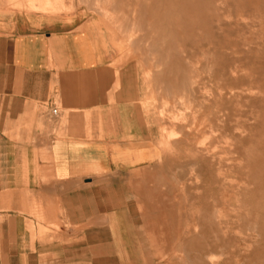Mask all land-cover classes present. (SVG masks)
Here are the masks:
<instances>
[{
    "label": "crops",
    "instance_id": "1",
    "mask_svg": "<svg viewBox=\"0 0 264 264\" xmlns=\"http://www.w3.org/2000/svg\"><path fill=\"white\" fill-rule=\"evenodd\" d=\"M34 6L0 0V264H151L143 65L90 5Z\"/></svg>",
    "mask_w": 264,
    "mask_h": 264
},
{
    "label": "rangeland",
    "instance_id": "2",
    "mask_svg": "<svg viewBox=\"0 0 264 264\" xmlns=\"http://www.w3.org/2000/svg\"><path fill=\"white\" fill-rule=\"evenodd\" d=\"M81 3L143 65L160 149L143 220L168 244L151 264H264V0Z\"/></svg>",
    "mask_w": 264,
    "mask_h": 264
},
{
    "label": "built area",
    "instance_id": "3",
    "mask_svg": "<svg viewBox=\"0 0 264 264\" xmlns=\"http://www.w3.org/2000/svg\"><path fill=\"white\" fill-rule=\"evenodd\" d=\"M51 113H52L53 115H58V114H59V111H58L57 108H53V109L51 110Z\"/></svg>",
    "mask_w": 264,
    "mask_h": 264
}]
</instances>
